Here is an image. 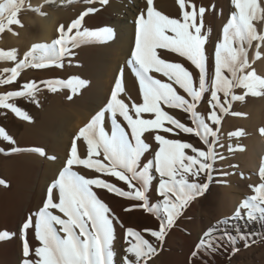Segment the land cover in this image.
Wrapping results in <instances>:
<instances>
[{
    "label": "snow or ice",
    "instance_id": "obj_1",
    "mask_svg": "<svg viewBox=\"0 0 264 264\" xmlns=\"http://www.w3.org/2000/svg\"><path fill=\"white\" fill-rule=\"evenodd\" d=\"M83 2L104 6L109 0ZM179 2L183 10L182 19L169 18L155 11L152 7L153 0H147L146 12L141 11L137 15L134 48L128 63L138 78L142 103L130 108L120 100L123 81L121 69L106 105L73 138L65 164L59 171L58 178L48 188L46 200L35 215V237L41 244L34 250L37 257L35 260L29 259L31 249L26 235L27 230L33 227L32 216L22 225L25 257L23 264H117L114 260L116 253L113 243L116 228L121 222L109 205L98 198L94 187L129 201H141L138 206L130 205L124 211L139 207L148 213H154L159 219L158 229L144 231L160 242L165 240L168 230L173 228L188 205L208 190L209 182L213 178V165L218 157L215 144L223 119L222 114L229 113L234 102H244L248 95H264V92L260 91L264 88V76L258 74L252 66L253 63H250L247 57L248 49L244 47L248 20L260 6L255 0H232L236 11L230 14L222 29V40L215 46L214 75L209 80L205 48L207 37L202 33V18L206 10L203 6L197 10L195 5H192V10H187L185 0ZM99 10L93 6L86 7L67 28L64 25L59 27L58 38L50 44L33 45L24 58L9 70L10 76L0 80V83L16 81L21 74L20 70L25 67L37 70L51 66L63 68L62 58L74 56L72 50L78 47L81 41L111 40L113 30L109 27L90 29L85 25L86 18ZM198 16L201 18L200 23H197ZM73 32L75 34L71 35ZM253 40L258 42L253 58L255 62L264 59V54L260 51L261 47H264V36L249 33L247 43L250 45ZM160 49L165 52L159 53ZM168 54H178L179 57L185 58L198 70V77L194 78L193 72L184 64L169 60ZM8 55L12 60H16V55L11 52ZM153 73L161 74L167 82L156 78ZM39 83L52 92L68 88L75 95L86 88L89 81L72 76L68 79H50ZM174 85L186 95H181ZM237 88L246 91L236 94ZM38 92L36 81L26 82L21 85L19 91L0 95V107L10 109L25 121H31L32 117L15 104L8 103V98L28 96L30 100H34ZM206 94H209V110L205 118L197 111V106ZM73 95H68L67 99L72 100ZM36 103L39 106L38 100ZM186 103L187 107L180 109L191 115L193 126H187L177 120L162 107L166 105L172 108ZM144 114H151L154 118H144ZM106 116L111 124L110 133L105 128ZM176 130L195 134L207 145V150L159 134L160 131L174 133ZM150 131L156 132L154 140L158 142L159 147L155 151L154 159L141 166L142 157L150 150V144L142 137ZM0 137L11 145L16 143L4 128H0ZM80 138L87 144L85 158L78 154L77 140ZM187 149H191L194 154H186ZM17 150L15 147L11 148L13 152ZM229 150L231 151V148ZM36 151L46 155L42 149ZM219 158L223 159V156ZM74 165L93 169L105 177H113L123 182L128 190L101 176L86 178L73 170ZM153 169L159 176L157 195L162 198L157 204H150L147 195L154 178ZM201 174H205L209 182L189 181V176L196 178ZM0 184H5V181L0 180ZM54 189H58V202H54ZM253 191L255 195L245 198L231 219L239 220L244 214L248 220L256 221L257 213L264 217V182L253 186ZM50 209H57L65 218L54 214ZM222 223H227V219L204 233V238L197 245L198 251H216L214 243L218 238L214 234ZM226 235L233 243L237 238L247 239V236L241 233L237 236L230 233ZM14 236V233L0 230V241L12 239ZM124 239L128 246L123 249L124 255L118 264H142V261L147 264L149 258L157 251L141 231L132 227L124 229ZM198 251L192 253L193 258L198 255Z\"/></svg>",
    "mask_w": 264,
    "mask_h": 264
},
{
    "label": "bare ground",
    "instance_id": "obj_2",
    "mask_svg": "<svg viewBox=\"0 0 264 264\" xmlns=\"http://www.w3.org/2000/svg\"><path fill=\"white\" fill-rule=\"evenodd\" d=\"M20 1L21 0H0V17L11 11ZM42 1H48L49 3L58 6V9L43 12V14L36 17L35 20L32 18L27 19L28 22L27 20L25 21V27L27 28L24 29L18 36H10L8 40L11 41L10 43L14 44L15 41H18L19 43H27V41L30 42L39 40L42 43L46 42L50 44L54 39L58 38V29L61 25H64L65 28H67L70 22L89 6L96 7L100 10L96 14L87 17L85 25L90 29H98L107 26L113 30V38L109 41L86 40L79 43V46L77 47L78 52L74 57L66 61L67 63L64 64L62 72L63 74L70 73V76H67V78L78 76L82 79H86L89 81L88 86L81 89L73 100L68 101L67 105H62L63 103L61 104L58 100H51L53 103L50 102V104H52L49 108L44 110L43 119L30 124V126H28L29 129L24 131V135H28L29 143L33 145L35 153L29 151L23 156L24 158H19L21 162L20 166L16 164L17 166L15 167H9L8 165L7 173L12 181L15 182L16 186L12 190L3 189V192L0 190V230H7L15 234L12 239L0 241V264H23L25 257L23 256L24 234L22 233V225L29 216H32L33 218V227L27 230L26 235L31 249V254L34 255L35 248L41 246L40 241L37 239L32 238L29 240L28 238L31 234H35V215L46 200L48 188L53 181L58 178L59 171L62 170L65 164L73 138L76 137L80 130L88 125L92 117L106 105L114 87L115 80L117 79L121 69L123 70V81L120 100L130 108L134 107L135 104L142 103V93L140 92L138 78L132 71L131 65L128 61L131 59L130 53L134 48L135 20L141 11L146 10L147 0H109L108 4L104 6L99 3L88 5L85 4L83 0H40L39 4H37L38 9ZM185 2L187 10H189L190 7L187 0H185ZM195 2L198 5L201 4L207 8V22L210 27L209 32H211V34L207 38L205 48L208 57V77L209 80H211L214 74V53H212V49L213 47L215 48L216 44L222 40L220 34L222 31L220 32V27L225 18L229 16L228 14L236 11V9L232 0H195ZM255 2L260 7L256 11L255 15L248 20L247 32L248 35L249 33H252L264 36V0H255ZM153 5L155 11H158L163 16H168L169 18H182L183 10L181 9L179 0H153L152 6ZM34 22L40 26V34L38 33L39 30H35V27L32 26ZM28 27L32 28L31 31H28L29 40L24 34V31L29 30ZM74 34L75 33L73 32L71 35ZM35 44H38V42H34L31 45L29 44L31 47L27 44L29 49L27 47L26 50L30 51L32 46ZM24 47H26L25 44ZM260 51L264 54V47H261ZM158 52L164 53L165 50L160 49ZM169 57H175L180 63L184 64V66H191L190 62H188L185 58L179 57L178 54H168L167 58ZM263 61L264 59L257 60L258 67L259 62L262 63ZM258 67L257 70L259 69ZM60 72L61 70L59 73ZM194 72L198 75V70L195 68L193 73ZM262 74L264 75V73ZM153 75H155L156 78L163 79L167 82V79L162 77L161 74L153 73ZM196 76L194 75V77ZM174 87H177V90L180 92L183 91L179 89L178 86L174 85ZM181 95L186 94L184 93ZM162 107L165 111L169 112L166 105H162ZM254 108L256 112H259L261 106L259 107L257 105ZM170 109L171 108H169V110ZM249 109H247V111L251 113ZM144 118L154 117L151 114H144ZM105 128L110 133L111 124L107 116L105 120ZM177 133L178 132H176V134ZM155 134L156 132L150 131L145 133L142 137L150 144V150L146 151L142 157L141 166H143V164L148 160H153L155 151L158 150V142L154 140ZM159 134L164 135L166 138L169 136V133H164L163 131H160ZM169 137L171 139V136ZM177 138L178 137H176V139ZM77 148L78 154L81 155L82 158H85L87 156V144L83 138L77 140ZM36 149H42L46 155H41L38 151H36ZM240 152L247 160L245 163L249 164V166L259 174H264V136L257 134L249 136L246 139V145L240 150ZM52 157H55V159H52ZM245 158L243 159L245 160ZM23 159H26V161ZM31 161L34 162L32 163ZM22 169H27L29 174L25 191L26 195L24 194V198L18 193L17 189V186L19 185L18 180L20 179V171ZM73 170L77 171L81 175L86 174V178H92L91 174L94 175L93 169H86L78 165H74ZM96 174L99 176V173ZM89 175L91 176L89 177ZM152 175L154 178L149 185L148 191L150 192H152V189L159 182V176L155 173L154 169L152 170ZM101 178L105 177H102L101 175ZM105 179H108V177ZM229 188L230 187H224L222 190L224 196L228 195ZM93 190L96 191V193L97 191H100V194L105 193L107 195L108 193L106 190L96 189L95 187ZM97 196L100 198L98 193ZM53 197L54 202H58V189L53 190ZM226 200L227 199L224 200L225 203L227 202ZM228 200L230 203L227 202V204L224 205V210H229V208H231L232 211H230L233 212V210H236L241 204H236V196L234 194H229ZM158 201L156 200L154 204H157ZM110 208L113 210L114 214L119 217L121 222L117 226L114 234V243L117 244L118 238H121L119 236V232L122 230L121 228H123L124 231L125 224H123V217L126 212L124 209L128 208V206L123 200H119L113 205V207ZM192 209H196L195 203L192 204ZM50 210L53 211L54 214L65 218L57 209ZM228 210H226V212H228ZM241 219L248 220L244 214H242ZM56 227L59 229L58 225ZM131 227L134 230L138 229V227H136L137 229L133 226ZM184 239H186L187 242L189 241L187 237H184Z\"/></svg>",
    "mask_w": 264,
    "mask_h": 264
},
{
    "label": "rangeland",
    "instance_id": "obj_3",
    "mask_svg": "<svg viewBox=\"0 0 264 264\" xmlns=\"http://www.w3.org/2000/svg\"><path fill=\"white\" fill-rule=\"evenodd\" d=\"M39 1L40 0H21L16 7L0 17V80L7 79V77L10 76L11 73L9 70L14 67L20 59L24 58L25 53L28 52L26 48L28 47L29 49V46L32 43L38 42V44H48L46 42L42 43L39 40L30 42L27 41V43H19L18 41L16 42L14 40V44L10 43L11 41H8L10 36H18L24 29L27 28L25 27V21L27 19L32 18L35 20L36 17L43 14V12H49L53 9H58V6H55L48 1H42L38 9L37 4H39ZM187 2L190 7L189 10H192V5H195V7H197V10L199 9V7L203 6L201 4L198 5L195 0H187ZM152 7L154 8V5ZM203 7L206 11L202 18V33L208 38L211 32H209L210 27L207 22V8L205 6ZM145 11L146 10H144V12ZM228 15L229 16L225 18L223 24L221 25L222 28L220 27V32L229 20L230 14ZM200 19L201 18L198 16L197 23H200ZM32 26L35 27V30H39V34L41 33V28L39 25H37V23L34 22ZM134 27V33H136V26ZM28 29L29 30L24 31L27 39L29 38L28 31H31L32 28L28 27ZM220 34L222 37V33ZM247 38L248 32L246 31L244 47L248 49V60L250 61V63H253L252 66L256 69L257 73L264 76L262 74L264 73V66H262L264 65L262 64L264 63V61L262 63L259 62V67L257 61L253 62V58L256 54L257 42L253 40L249 45L247 43ZM24 44L26 45V47H24ZM27 44L30 45L28 46ZM69 47H71V45ZM212 50V53H214L215 48L213 47ZM72 51L74 52L75 56V54L78 52L77 47ZM9 52H11L12 55H16V60L11 59V56L8 55ZM72 57L62 58L63 64H66V61H68ZM174 58L169 57L168 59L174 62H179L178 59ZM189 66L185 65V67L189 68V70L193 72V65H191L190 67ZM257 67L259 68L258 70ZM60 70L61 72L59 73ZM20 71L21 74L16 81L7 84L0 83V95L19 91L21 90L22 84L31 81L37 82L39 92L36 94L34 100H30L28 96H12L8 98V103L15 104L22 110L26 111L29 116L32 117L31 121H25L22 118L17 117L15 113H13L10 109L0 107V128H4L6 133L11 136L16 142L15 145H11L8 141L4 140L3 137H0V180L5 181V184H0L1 192H3V189L12 190L16 186L15 182L12 181L7 173L8 165L9 167H15L17 166L16 164L20 166L21 162L19 158H24L23 156L29 151L35 153L33 145L29 143L28 135H24V131H27V129H29L28 126H30V124L34 122L36 123L43 119L44 110L49 108V106L53 103V101L51 100H58L61 104L63 103L62 105H67L68 101H70L67 99V96L73 95L71 90L68 88H60L57 92H52L39 83L40 81L50 79H66L67 76H70V73L63 74V68L51 66L48 69L37 70L30 67H25ZM194 73L193 75L196 76V72ZM197 77L198 75L194 78ZM177 91L180 94H184L183 91H181L182 93L179 90ZM245 91L246 90L242 88L235 89L236 94H243ZM260 91L264 92V88H261ZM76 95L77 94L73 95V99ZM208 95L209 94H206L205 98L197 106V111L199 113L201 112L202 114H200L205 118L209 110V106L207 104ZM37 100L39 101V106H37ZM50 102L52 103L50 104ZM257 105L259 107L261 106V109L259 111L260 113L256 112L254 108ZM180 107L186 108L187 103L182 106L178 105L177 107H172L174 110L172 108V110H169V107L166 106L169 114L173 115L177 120H181V122L185 123L187 126H193L191 123V115L189 113H185L182 109H180ZM247 109H249L251 113H249ZM204 113L206 114V116ZM222 115L223 119L221 125L219 126L217 143L215 144V151L217 152L218 157L213 165L212 180L209 182L205 174H201L200 177L196 178L189 176L190 182H192L193 180L199 183L209 182L210 186L204 195L198 196L188 205V207L183 211L182 215L178 218L177 223L173 226L172 229L168 230L165 240L163 242H160L151 237L148 232L144 231L145 229H158L159 219L155 214L148 213L139 207H136L134 210L124 213V219L122 218L123 224H125L124 229L131 226L135 228L138 227V229H136L138 231L140 230L145 238L149 239L150 243H152L153 246L157 249L156 253L153 254L151 258H149L147 264H264V217H261L260 214L257 213L258 218L256 221H248L244 219L235 221L231 218L234 216V211L236 210H233V212H231V208H229V210L223 209L224 205L227 204V202L230 203L228 200L229 194H234L236 196V204L242 203L245 198L255 195L253 186L259 185L260 183L264 182V180H261L262 178H264V174H259L258 172L254 171V169L251 168L249 164L245 163L247 160L245 156H242V153L240 152V150L246 145V139L249 136L254 134L264 136V95H248L244 102H234L230 112ZM176 132L178 133L176 134ZM169 136H171V139H176V137H178L177 139L191 143L198 149L207 150V145H205L199 137L195 136V134H187L176 130L173 134L169 133ZM169 136L168 139H170ZM12 147L17 148L18 150L13 152L11 151ZM229 148H231V151L229 150ZM185 151L188 155L194 154L191 152V149H187ZM221 155L223 156V159L219 158V156ZM242 157L245 158V160ZM23 160L26 161V159ZM31 162L33 163L34 161ZM93 173L94 175L91 174L92 177L98 176V174H96L94 171ZM91 175H89V177ZM99 176L101 175L99 174ZM28 178V170L22 169L20 171V179L18 180L19 187L17 186V189L18 193L21 194L23 198L24 194L26 193L25 191L26 185L28 183ZM108 179L112 183H115L118 186L120 185V187L128 190L127 186L123 182H120L113 177H108ZM224 187H230L228 195H226L228 197L224 196L222 193ZM157 188L158 184L155 185V187L152 189V192H147L150 204H154L156 200H159L157 202L159 203L162 199L157 195ZM97 193L105 203L108 200L106 204H108L109 207H113V205L119 200H123L128 207L130 205L138 206L142 203L141 201H129L126 200V198L122 199L121 197L115 196L113 193H107V195L105 193L100 194V191H97ZM225 199H227L226 203L224 202ZM194 203L196 205V209H192V204ZM226 210H228V212H226ZM226 219L227 223L220 224L219 229L216 230L214 234L215 237L218 238L214 243L216 251L205 252L203 249H200L198 251L197 245L199 241L204 238V233L214 225ZM121 229L122 230H120L119 232V236L121 238H118L117 244L113 243V249L116 253L114 260L117 262V264L120 258L124 255L123 249L128 246L127 242L124 239L123 228ZM228 233H230L232 236H237L238 233L245 234L247 236V239L241 240L237 238L235 243H233L228 239L226 235ZM184 237H187L189 241L187 242ZM28 238L29 240L32 238L36 239L35 234H31L30 236H28ZM194 251H198V255L195 258H193L192 256V253ZM31 255L29 257L30 259H37V257H35V254L33 255L34 257Z\"/></svg>",
    "mask_w": 264,
    "mask_h": 264
}]
</instances>
